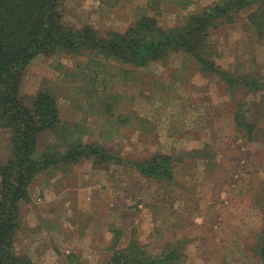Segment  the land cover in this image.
I'll return each instance as SVG.
<instances>
[{
	"label": "rangeland",
	"instance_id": "1",
	"mask_svg": "<svg viewBox=\"0 0 264 264\" xmlns=\"http://www.w3.org/2000/svg\"><path fill=\"white\" fill-rule=\"evenodd\" d=\"M220 1L154 8L149 0H64L63 19L100 35L125 33L144 15L167 29ZM252 11L211 30L222 71L264 76V31L260 36L247 19ZM46 87L58 95L62 119L79 125L78 135L120 158L187 157L176 163L171 184L131 163L91 160L40 175L24 204L18 252L35 264H103L119 238L120 248L137 239L153 255L184 242L180 264H264L255 248L264 228V90L231 92L216 72L178 52L145 68L102 56H40L25 70L21 93L31 101ZM238 98L256 125L252 141L235 121ZM9 149L0 126V164Z\"/></svg>",
	"mask_w": 264,
	"mask_h": 264
},
{
	"label": "trees",
	"instance_id": "2",
	"mask_svg": "<svg viewBox=\"0 0 264 264\" xmlns=\"http://www.w3.org/2000/svg\"><path fill=\"white\" fill-rule=\"evenodd\" d=\"M149 1L154 8L166 3L188 8L193 3ZM63 3L64 0H0V126L9 135L10 147L8 158L0 164V264H35L29 255L18 252L17 237L23 225L24 204L31 203V188L40 175L66 172L71 165L91 160L95 164L131 163L148 179L171 184L176 180V163L187 157L185 153H156L145 160L129 161L112 154L104 145L88 142L86 134L78 135L79 125L62 119L54 89L46 87L31 101L22 95L25 70L38 57L102 56L145 68L178 52L194 58L206 71L216 72L231 92L264 90L261 74L222 71L213 60L215 49L210 43L212 29L233 23L235 16L246 10H253L247 19L262 36L264 0H221L167 29L159 26L154 16L144 15L125 33L113 31L107 35H100L92 26L67 25ZM101 64L97 62V66ZM95 72L98 75V70ZM89 96L92 99L93 94ZM246 103L245 98L235 99L233 112L238 129L248 132L252 141L256 125L247 121ZM113 240V254L103 264H180L186 258L184 242L153 255L137 239L124 248L119 247V238ZM256 243L258 255L264 261V228Z\"/></svg>",
	"mask_w": 264,
	"mask_h": 264
}]
</instances>
